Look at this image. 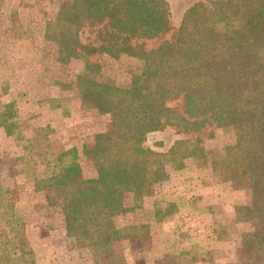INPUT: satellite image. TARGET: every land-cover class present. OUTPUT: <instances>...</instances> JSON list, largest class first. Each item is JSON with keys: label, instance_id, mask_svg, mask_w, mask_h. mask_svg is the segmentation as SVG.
Segmentation results:
<instances>
[{"label": "trees", "instance_id": "obj_1", "mask_svg": "<svg viewBox=\"0 0 264 264\" xmlns=\"http://www.w3.org/2000/svg\"><path fill=\"white\" fill-rule=\"evenodd\" d=\"M86 28L96 30L94 43L82 42ZM44 39L57 48L59 64H84L79 100L110 116L113 125L97 134L94 147L86 151L93 158V178L83 176L75 148L49 150L40 160L61 203L66 237L90 241L109 259L114 245L151 234L146 224L105 226L104 214L114 218L128 210L122 208L123 198L131 197L132 211L147 197H159L153 204L156 222L170 221L178 213L161 190L154 192L155 185L169 179L164 155L144 146L149 134L172 127L191 138L176 141L167 152L171 168L181 170L190 159L208 166L232 190L250 193L239 218L248 226L242 232L243 264H264V0L198 1L174 31L166 0H71L46 22ZM95 55L99 64L102 58L128 60L129 81L117 85L92 79L90 57ZM173 102L177 108L170 106ZM228 127L234 131V144L207 161L197 135L212 138L213 131ZM26 142L21 164L33 161L29 148L34 143ZM196 200L188 203L192 212ZM14 201L0 178V264H36L26 240H17L15 254L9 249L7 229L24 227L22 205ZM207 256L197 245L182 251L171 244L165 258L167 264H195Z\"/></svg>", "mask_w": 264, "mask_h": 264}, {"label": "rangeland", "instance_id": "obj_2", "mask_svg": "<svg viewBox=\"0 0 264 264\" xmlns=\"http://www.w3.org/2000/svg\"><path fill=\"white\" fill-rule=\"evenodd\" d=\"M70 1L0 0V178L24 212L23 229H7L9 249L15 254L17 240H26L36 264H167L165 255L171 244L182 251L197 245L209 256L207 261L195 264H243L242 232L248 226L239 218L249 204L250 193L232 190L208 166L199 167L190 159L181 170L171 168L167 152L176 141L191 138L178 135L172 127L149 134L144 146L164 155L169 179L155 185L154 192L161 190L168 201L176 204L178 213L170 221L156 222L153 204L159 197L153 194L141 208L128 211L133 202L126 196L122 208L128 210L114 218L104 214L105 226L118 229L146 224L151 234L145 240L114 245V255L109 259H104L90 241L66 237L61 203L49 188L40 160L52 150L60 153L75 148L83 176L93 178V158L86 151L94 147L97 134L113 128L110 116L99 114L79 100L77 85L83 81L84 64L76 60L59 64L57 48L44 39L46 22ZM166 1L174 31L184 12L201 0ZM96 38V30L89 28L81 36L83 43H94ZM158 41L148 42V47ZM90 60L94 66L89 74L92 79L103 83L113 80L117 85L129 81L128 60L102 58L103 69L99 55ZM170 106L177 108L178 103ZM197 136L209 162L235 142L229 127L213 131L212 138ZM26 141L34 143L29 148L33 161L21 164L18 159L23 157ZM193 198L198 200L192 212L188 203Z\"/></svg>", "mask_w": 264, "mask_h": 264}]
</instances>
